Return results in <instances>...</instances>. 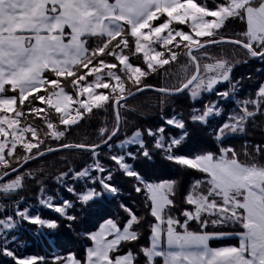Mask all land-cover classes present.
<instances>
[{
  "label": "snow or ice",
  "instance_id": "1",
  "mask_svg": "<svg viewBox=\"0 0 264 264\" xmlns=\"http://www.w3.org/2000/svg\"><path fill=\"white\" fill-rule=\"evenodd\" d=\"M234 21L244 22L245 30L225 35ZM183 25L187 29L179 27ZM226 44L233 46V57L240 52L243 58L210 55L209 48ZM130 55L139 56L142 64L134 66ZM181 56L186 62L176 85L154 88L147 82L152 75L168 74ZM249 59L264 63V0H214L212 6L197 0H0L4 264H49L42 256L17 254L15 249L22 246L19 232L26 224L37 226V235L59 227L58 220L43 218L23 198L12 199L25 179L40 185L38 204L71 227L78 219L73 214L77 204L88 210L119 197L120 188L113 183L116 173L134 181L135 193L146 194L152 218L149 245L139 243L147 218L120 203L122 222L109 217L85 233L90 243L82 259L71 253L55 255L50 264H264V141L251 146L245 142L242 150L228 144L264 118V83L253 97L237 98L241 81H234L232 72ZM221 84L228 87L221 90ZM148 90L162 94V103L181 95H188L193 104L203 94L217 100L193 106L188 120L162 114L161 125L138 128L121 140V109ZM229 99L236 109L212 129L217 151L178 154L197 129H207L213 118L223 115L220 102ZM101 109L112 110L115 124L100 129L98 142H63L74 126ZM172 129L178 133L172 135ZM50 140L58 142L55 147ZM65 149L87 153L90 162L56 176L54 195L42 175L21 171L30 161ZM157 155L186 173L201 174L189 182L179 206L177 180L153 183L137 170L138 163L150 164ZM78 184L83 185L80 191ZM231 238H237L236 245L210 246Z\"/></svg>",
  "mask_w": 264,
  "mask_h": 264
},
{
  "label": "trees",
  "instance_id": "2",
  "mask_svg": "<svg viewBox=\"0 0 264 264\" xmlns=\"http://www.w3.org/2000/svg\"><path fill=\"white\" fill-rule=\"evenodd\" d=\"M198 3H206L212 6L214 0H197ZM163 19V18H161ZM156 23H159L157 21ZM187 29V25L179 26ZM246 24L242 21H234L229 26L225 35L234 36L245 30ZM233 46L221 45L209 48V53L213 58L229 57L235 59H242V53L236 52L233 57ZM109 60L112 58L109 57ZM130 61L134 66L142 64L139 56L130 55ZM186 62V58L181 56L179 63L173 64L169 68L168 74L152 75L148 78V83L158 88H171L177 84V75L182 72V65ZM206 61L202 60L201 63ZM167 67V66H166ZM234 81H241L237 98L253 97L258 86L264 83V63L257 60L249 59L248 63L238 64L232 72ZM89 79H92L89 77ZM221 90L228 87L227 84L218 86ZM66 91L71 93V88H66ZM43 94V93H38ZM32 98L30 97V100ZM164 97L162 94L155 91H145L134 98L129 99L125 108L121 109V116L123 117V130L120 133V139L125 138V134L131 135L136 129L156 128L161 125V115L172 116L179 114L183 119L188 120L189 114L193 106L202 108L204 103L208 101H215V95L203 94L202 100H197L195 104L190 100L188 95L168 97L166 103H162ZM27 105L28 102L26 101ZM220 106L223 109V115L218 118H213L207 129H197L191 139L183 144L178 150V154L191 156L195 153L204 151H217L216 141L214 140L212 129L215 128L226 116L236 109L234 100L221 101ZM95 115L89 116L86 120L81 121L79 125L74 126L67 134L63 142L67 143H96L99 140V131L101 128L111 129L115 124L114 114L111 109L94 110ZM32 120V117H29ZM126 122V123H125ZM63 127V126H61ZM191 131V128H190ZM178 130L172 129L171 134L175 135ZM264 141V118L258 119L254 124L249 126L247 135L235 136L228 140V144L235 147L237 150H242V145L247 142L249 146ZM54 147L57 141H49ZM149 139V143H150ZM21 151L18 148V152ZM242 160H247L248 157L241 156ZM259 160V158H257ZM89 156L87 153L79 152L73 149H66L63 151H56L48 154L42 158L29 162L24 169H30L36 176L43 177V183L47 185L49 194H55L58 185L55 182V177L68 168L79 169L86 163H89ZM23 161H20L22 164ZM16 166H19L17 164ZM138 171L150 182H162L164 180L175 179L179 182L178 195L176 196L177 205H181L184 194L188 191V184L194 178H198L199 173H186L179 166L166 162L161 156L157 155L154 162L150 164L138 163ZM15 175V174H13ZM113 183L120 188V195L116 199L105 200L100 204L95 205L92 209L83 210L80 205L73 210V214L78 216L77 221L68 227L67 221L63 220L58 214L43 209L38 204L40 185L32 180L25 179L24 187L19 191L18 196H13L12 199L23 198L27 205L32 206L33 209L39 211L43 218L50 220H58L59 227L56 230L43 229V235L35 234L37 226L25 225L19 232V239L22 246L15 250L19 256H42L45 257L49 264L52 257L59 255L66 257L68 254H75L77 258H83L85 255L86 246L89 245V240L85 237V233L95 231L99 224L104 219L109 217L115 218L118 222H122L124 213L119 208L120 203L126 204L132 208L139 216L146 217V221L141 227L142 238L139 241L141 245H149V222L151 221L146 208V194H137L134 191V181L127 178L121 173H116ZM83 185L78 184L77 190L80 191ZM61 193L68 199H74L68 193L60 189ZM0 202H3V197H0ZM174 212L177 210L174 209ZM234 230V229H231ZM237 239L231 238L226 240L212 241V246L236 244ZM135 250V249H134ZM0 264H4V259L0 258Z\"/></svg>",
  "mask_w": 264,
  "mask_h": 264
},
{
  "label": "water",
  "instance_id": "3",
  "mask_svg": "<svg viewBox=\"0 0 264 264\" xmlns=\"http://www.w3.org/2000/svg\"><path fill=\"white\" fill-rule=\"evenodd\" d=\"M154 88H158V87H155V86H153ZM151 91H153V90H151ZM156 92V91H155ZM138 94H140V93H138ZM137 94V95H138ZM131 99V98H130ZM66 150V149H65ZM51 154V153H50ZM48 155V154H47ZM37 160V159H36ZM32 161H34V160H32ZM32 161H30V162H32ZM23 164V163H22ZM26 165H24V167H25ZM17 167H19V166H17Z\"/></svg>",
  "mask_w": 264,
  "mask_h": 264
},
{
  "label": "crops",
  "instance_id": "4",
  "mask_svg": "<svg viewBox=\"0 0 264 264\" xmlns=\"http://www.w3.org/2000/svg\"><path fill=\"white\" fill-rule=\"evenodd\" d=\"M237 239V238H236ZM214 241H216V240H214ZM238 242V241H237ZM212 242H210V246L211 247H217V246H212V244H211ZM237 244V243H236ZM236 244H229V245H236Z\"/></svg>",
  "mask_w": 264,
  "mask_h": 264
},
{
  "label": "rangeland",
  "instance_id": "5",
  "mask_svg": "<svg viewBox=\"0 0 264 264\" xmlns=\"http://www.w3.org/2000/svg\"><path fill=\"white\" fill-rule=\"evenodd\" d=\"M161 18H163V19H164V17H161ZM189 23H190V22H189ZM100 91H105V92H106L107 90H103V89H101ZM153 183H156V182H153Z\"/></svg>",
  "mask_w": 264,
  "mask_h": 264
}]
</instances>
